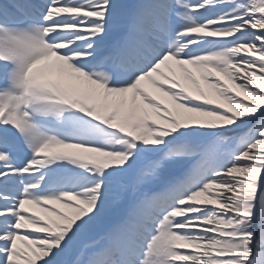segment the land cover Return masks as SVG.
I'll use <instances>...</instances> for the list:
<instances>
[{
	"label": "snow or ice",
	"instance_id": "6c2138e0",
	"mask_svg": "<svg viewBox=\"0 0 264 264\" xmlns=\"http://www.w3.org/2000/svg\"><path fill=\"white\" fill-rule=\"evenodd\" d=\"M0 264H264V0H0Z\"/></svg>",
	"mask_w": 264,
	"mask_h": 264
},
{
	"label": "bare ground",
	"instance_id": "6f19581e",
	"mask_svg": "<svg viewBox=\"0 0 264 264\" xmlns=\"http://www.w3.org/2000/svg\"><path fill=\"white\" fill-rule=\"evenodd\" d=\"M34 211H35V209H33ZM62 210H64V209H62ZM66 211V210H65Z\"/></svg>",
	"mask_w": 264,
	"mask_h": 264
}]
</instances>
